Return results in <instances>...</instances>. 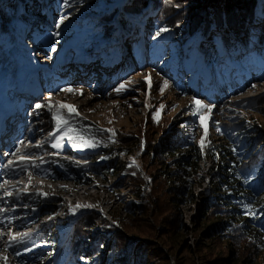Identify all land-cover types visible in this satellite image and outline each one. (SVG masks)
<instances>
[{"label": "rangeland", "instance_id": "374dc122", "mask_svg": "<svg viewBox=\"0 0 264 264\" xmlns=\"http://www.w3.org/2000/svg\"><path fill=\"white\" fill-rule=\"evenodd\" d=\"M126 2L69 0L67 6L50 8L49 15L59 16L54 26L48 18H45L46 23L20 26L26 53L16 54L18 70L14 80L0 73V93L22 75L25 82L33 86L35 99L26 108L24 117L26 122H31V127H25L26 134L34 128L36 137L27 139L25 135L23 144L16 141L12 152L17 147L21 152L4 161V167L25 173L18 172L7 178L0 176L3 178L0 189L6 188L0 194L3 200L0 221L5 222V225L0 223V264H60L67 248L74 252L82 246L93 249L102 237L106 250L99 253V264H109L108 255L116 259L113 262L112 258V264H134L132 252L139 247L146 264H264L263 242H256L253 233L227 217L221 207L206 208L217 194L212 176L224 165L220 146L227 147L233 140L239 147L241 139L234 137L249 129L242 138L253 139L245 149L250 158L240 161L239 169L251 162L262 163L264 136L259 138L255 131L256 127L264 130V66L240 76L231 68L228 50L218 46V51L209 59L211 55L201 54L199 43L187 40L189 33L173 38L180 46L169 44L167 47L163 43L167 39L164 36L147 37V23L132 22L129 30L115 22L117 15L111 33L95 36L103 33L101 23L96 24L98 19L122 11ZM198 4H205V0H199ZM29 5L33 6L31 2ZM198 9L196 6L188 10L189 23ZM62 17L67 18L57 27ZM39 25L45 26L46 31L43 35L31 34L33 45L27 35ZM184 28L191 30L190 24ZM35 30L42 32L38 28ZM80 33L82 35L78 36ZM193 46L196 50L187 58ZM240 46L238 42V51ZM52 48L56 51H51ZM213 59L225 61L230 66L228 83L219 86L218 79L207 77ZM106 62L109 65H104ZM220 68H223L220 70L222 78L227 70L224 66ZM128 79L132 80L131 84L127 83ZM164 80L168 81V87L161 94L159 89ZM122 82L126 90L118 94L114 89ZM64 87L77 91H61ZM25 89L31 94L29 86ZM193 98L215 105L210 113H202L203 124L190 110L195 108ZM49 99L54 105L52 111L61 103L74 106L78 115L73 113L71 124L82 122L99 133L100 138L92 151L78 153L68 146L66 130L56 132L55 137L49 135L56 131L52 113L47 107L35 108L36 104L44 105ZM16 104L19 105V101ZM60 137H63L61 147L52 148L51 144ZM178 139L184 142L182 148L175 149L164 160L163 148ZM32 145L40 148L34 149ZM24 153L26 159L20 161ZM186 158L196 161L192 175L201 173V179L184 189L181 181L170 182L167 178L177 169L174 162ZM10 160L13 161L11 167L8 166ZM61 162L86 168V174L78 177L81 182L68 179L59 166ZM108 165L116 166L119 174L101 176L98 171L103 173ZM141 175L143 186L138 183ZM11 186L17 191H11ZM137 186L143 197L147 196V191H152L157 204L155 209L147 200L133 194ZM31 197L41 203L38 208L24 206ZM133 203L146 204L150 212L143 217H132L133 222L125 221L128 205ZM258 204L260 213L264 214V198ZM6 215L8 218L4 219ZM263 219L255 218L246 223L254 227ZM116 220L123 229L116 225ZM108 225L118 229L113 230ZM220 225H226L227 232L208 234ZM38 237H45L46 245L38 248L33 256L25 253V246ZM119 247L122 253L116 254ZM99 251L92 250V255L96 256Z\"/></svg>", "mask_w": 264, "mask_h": 264}, {"label": "trees", "instance_id": "16d2710c", "mask_svg": "<svg viewBox=\"0 0 264 264\" xmlns=\"http://www.w3.org/2000/svg\"><path fill=\"white\" fill-rule=\"evenodd\" d=\"M198 1L199 0H127L122 11H115L98 19L96 24L99 25V23H101V30H103V33L95 36H103L111 33L115 29L114 18L117 15L118 20H115V22L129 30L132 22L138 23L139 25L147 23L149 32L146 35L149 39L157 37L156 33L160 28L165 27L169 29V31L161 33V35L158 36L167 38L163 42L167 44V47L169 44L180 46L176 39L173 40V38L181 33L180 36H186L189 33V38H187V40H194V42L199 43L201 54L211 55V57H208L209 59L213 57L215 51H218V46L222 50H228L231 68L238 71V75L240 76L252 70L255 71L254 69L256 67L264 66V0H205V4L202 5H199ZM30 2L33 4L32 7L29 5ZM63 4V0H52L51 2L50 0H0V73L4 72L7 74V77L11 76L10 78L14 80L15 74L17 73L16 71L18 70V64L15 61L16 54L22 53L24 55L26 53L20 26L24 25L25 27H29L30 25H34L35 22L46 23L45 18H48V22L54 26L56 24L55 20H57L59 16L55 14L49 15L50 8L53 5L54 7L56 6V8H60ZM176 5H179V7H176ZM196 6L200 9H198V13L195 15L193 14L192 22L189 23L187 21L190 15L188 10ZM18 7H20L19 11ZM187 24H190L191 30H186V28H184ZM178 27H182V31L178 30ZM35 28L41 29L40 31L42 32H38ZM35 28L30 29L27 35L28 41L33 45H35V41L34 38L31 39V34L33 35V32H36V35H43V32L46 31L43 25H39ZM174 29L177 30V32H172ZM81 35L82 33L78 36ZM190 37H193V39ZM238 42L241 43L240 51L236 48ZM195 50L196 46L191 47L187 52V58H190ZM218 60L219 59H217V61ZM217 61H215V59H213V61L210 60L211 73L209 72L207 77L212 80L218 79V84L220 86L229 82L228 72L231 69L225 61L224 63H222V60ZM221 66L226 67L227 70V72H225L226 75H223L222 78L220 70L223 71V68H220ZM202 79L204 78L202 77ZM197 82H199V78H197ZM72 127L75 130L73 136L77 133H83L85 138L91 137L94 139L95 143L96 140L100 138L99 133L90 125L73 121ZM223 132L225 134L226 130ZM248 132H250L249 129H247L246 133L237 134L234 137L238 140L241 139V141H239V147L236 146L237 143L233 140L228 142L227 147L220 146L219 150L223 156L224 165L220 167L219 173L212 176L214 180L213 186L216 188L217 194L210 199L211 201L207 203L206 208L221 207L223 211L228 214L227 217H230L234 222H238L243 228H248L256 238L258 237L257 239L254 238V236L252 237L256 242L260 241V243H264V219L254 224V227L246 223L247 220L252 221L255 218H264V214L260 213L261 211L258 204L260 200L264 198V158L262 163H251L239 169L240 161L243 162L246 157L247 159L250 158V154L248 155L245 149L250 146L253 139L247 137H245V139L242 138L244 135H247ZM255 132H257L259 138L264 136V130L261 127H256ZM65 140L66 144L72 147L68 136ZM183 143L181 139L167 143V146L163 148L162 158L165 160L166 156L171 152L173 153L175 149H181ZM93 149L94 148H76L74 150L78 153L85 154ZM233 149H235V151H233ZM240 157L243 158L241 159ZM173 165H175L177 169L170 175L171 177L167 178L170 182L179 180L182 182L184 189H186L196 180L199 181L201 179V173H194L195 175H192V169L197 166L194 159L191 161L189 158L185 161H175ZM59 166L67 178L74 182H81L78 177L84 176L87 172L86 168L66 162H61ZM115 167L108 165L105 167L103 173H101V170L98 171V173L101 176H117L119 170ZM166 174L167 176L169 175L167 172ZM138 183L143 186L144 179L142 175ZM132 192L136 197H139L141 200H147L150 206L154 209L156 208L157 204L152 195V191L151 193L147 191L145 193L147 196L145 195V197H143L141 195V188L137 186ZM35 199L36 197L31 199L32 204H34V206H40L41 203ZM214 201H216L217 204H214ZM135 206L136 209H133ZM249 208L252 210V213L255 214V218H253L252 214L246 212V209ZM127 211L128 213H125V221L127 220L129 222H133L134 218L132 217L136 218V215L143 217L150 212V210L146 208V204L135 205L134 203L128 205ZM262 222L263 224H261ZM116 225L122 228L117 220ZM108 226L113 228V230L118 229L117 226ZM225 228L226 225L215 226L208 231V234H212L214 231L227 232ZM117 232L121 231L117 230ZM103 238L104 237L95 243L93 249L82 246L77 252H74L67 248L65 254L61 257L60 264H99L98 255L102 249V252H104V249L106 250L105 245H102ZM46 241L48 240H46L45 237L33 238L31 243L26 245L25 253L28 252L32 256L35 255L38 248H43V245H46ZM84 241L87 242L88 245H91L89 243L90 241H86V239H84ZM119 248L116 254L122 253L121 247ZM129 249L131 250L130 247ZM92 250L100 251L97 252L98 254L96 256H93ZM140 252V247L133 250L134 264H146L147 260L142 257ZM128 254L129 253L126 255ZM108 258L110 259L109 264H112V258L113 262L116 260L114 256L108 255Z\"/></svg>", "mask_w": 264, "mask_h": 264}, {"label": "snow or ice", "instance_id": "6c2138e0", "mask_svg": "<svg viewBox=\"0 0 264 264\" xmlns=\"http://www.w3.org/2000/svg\"><path fill=\"white\" fill-rule=\"evenodd\" d=\"M63 3L65 6L68 5L69 3V0H63ZM176 7H179V5H176ZM67 17H62L59 21V23L57 24V27H59V24H63L64 22V19H66ZM179 26V25H177ZM169 31V29L165 28V27H162L160 28L157 33H156V36H160L161 33H164V32H167ZM54 36H58L59 33H53ZM51 51H56L55 48H52ZM147 79V78H146ZM127 83L128 84H131L132 83V80L131 79H128L127 80ZM168 87V81L167 80H164V85L163 87H161L159 89V91L161 92V94H163V92L165 91V88ZM253 88L256 87V85H252ZM149 88H151V84H149ZM126 90V87H125V83H120L118 87H116L114 89V91H116L118 94L121 93L122 91ZM61 91H64V92H69V93H72V92H75L77 91L76 89H73L71 87H64L61 89ZM81 95H83V93L81 92L80 93ZM193 103L195 105V108H192L190 109L192 114L193 115H198L199 116V119L201 121V124H203V121H204V116H203V112L204 111H207V112H211L212 109L215 107L214 104L212 103H208V104H205L203 103L201 100L199 99H196V98H193ZM47 107L48 110L52 113V119L55 121V129L56 131L55 132H52V133H49V135L55 137L56 136V132H59L61 130H66L65 131V135H67L69 137V140L72 144V147L74 149L76 148H94L96 146V143L94 141L93 138L89 137V138H85L84 134L83 133H77L75 136H73V132L75 131L72 127V124H71V121L73 119V113H75L76 115H78V113L76 112V109L74 108V106H69L67 105L66 103H61L59 108H57L56 111H52L54 105L53 103L51 102V99H49V101L44 104V105H41V104H36L35 105V108L37 110L41 109V108H45ZM161 108L164 107L163 104L160 105ZM65 112L67 114H65ZM37 115H39V112L36 113ZM153 119L156 120L157 117L156 115L154 114L153 115ZM205 134H206V130H205ZM63 139V137H60L59 139H57L54 143L51 144V147L52 148H60L61 147V144H60V140ZM116 141L113 140V143H115ZM21 144H23L24 142L23 141H20ZM201 150H203V147H204V143H203V138L201 140ZM233 151H235V149H233ZM21 152V149L19 147H17L15 149L14 152L11 153L12 156H16L18 153ZM26 156L27 154L24 153V154H21L19 159L20 161H24L26 159ZM101 159H104V157H101ZM13 165V161H9L8 162V166L11 167ZM33 167H35V165H33ZM7 182V181H5ZM9 193H5V195H8ZM77 208L81 207V205H77L76 206ZM74 211V210H73ZM246 212L248 214H252L253 215V218H255V214L252 213V210L249 208V209H246ZM0 223H2V221H0ZM13 240L15 241V237H13ZM5 261H6V257L4 258Z\"/></svg>", "mask_w": 264, "mask_h": 264}, {"label": "bare ground", "instance_id": "6f19581e", "mask_svg": "<svg viewBox=\"0 0 264 264\" xmlns=\"http://www.w3.org/2000/svg\"><path fill=\"white\" fill-rule=\"evenodd\" d=\"M20 77L18 76V79L16 81L17 82V85L19 86V88L21 87L20 92H18L15 87H13V88L12 87H9L6 91H12L13 94H15L16 96H18V95H20L22 93H24L25 95H31L32 96V94H29L28 92H26L28 89H25V88L27 86H29V88H30L29 90L31 92H33V86L30 85L27 81H26V84H24L25 79L23 78V75H22V78H21L23 80H21ZM15 95H12L10 93L9 94H5V105L2 103V100L0 101V109L2 110L0 112L1 113L0 114V122H1V125L5 129L14 130V131L19 130L20 125L23 123V121H24V115L21 114V110H22V108H24L25 105H27V103L24 104V106L17 105L16 102H18V100L15 99ZM28 126L30 127L31 124H29ZM20 132H21V135H24V136L26 135L27 136V139H34L36 137L35 129H32V131L28 135L25 134V130H22ZM24 140H25L24 137L23 138L22 137L20 138V141H23L24 142ZM9 149L12 151V147L11 146L9 147ZM18 172H19V174L20 173L21 174H24L25 173L24 170H20V169H19V171H16V169L4 170V174L6 175L5 176L6 178L8 176H11L12 177L13 175H15ZM42 186H44L46 189H51L50 187H48L46 185H42ZM16 187H17V185H16ZM12 188H13V186H11V191H17V190H12ZM5 191H6V188H1L0 189V194L3 193V192H5ZM0 204H1V201H0ZM9 217H12V216H9ZM7 218H8V216L6 215L5 216V219H7ZM2 224L5 225V222H2Z\"/></svg>", "mask_w": 264, "mask_h": 264}, {"label": "clouds", "instance_id": "9594fccd", "mask_svg": "<svg viewBox=\"0 0 264 264\" xmlns=\"http://www.w3.org/2000/svg\"><path fill=\"white\" fill-rule=\"evenodd\" d=\"M252 163V162H251Z\"/></svg>", "mask_w": 264, "mask_h": 264}]
</instances>
